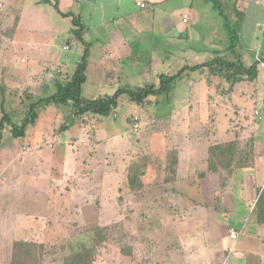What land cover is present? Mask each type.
Segmentation results:
<instances>
[{
    "label": "crops",
    "instance_id": "0c3cea01",
    "mask_svg": "<svg viewBox=\"0 0 264 264\" xmlns=\"http://www.w3.org/2000/svg\"><path fill=\"white\" fill-rule=\"evenodd\" d=\"M73 1L58 0L59 10L72 12L82 22L81 10L72 11L74 8H79L77 3L73 6ZM136 1L86 0L90 2L87 14L89 15V10H93L90 16H99V21L93 22L91 27L83 24L81 40H78L73 33L75 27L70 17H63L57 13L52 6L53 0H0V118L2 104L3 109L10 114L12 122L20 124L24 116H20L18 122L15 120L19 105L26 103L27 106L31 100L38 98L40 92L48 90L50 84L54 85L56 80L70 79L85 51H87L85 73L93 63L100 64L104 73L107 72L108 67L122 63L127 58L132 57V64L136 54L134 55L131 42L127 39L140 31L141 24H137V21L121 23L118 29L113 24L110 25L116 16L149 9L156 19V27H152L153 31L159 30L160 35L164 36L170 31L168 27L171 30L174 28L172 16L183 10L184 4L188 5L186 2L181 3L180 6L183 7L181 9L178 4L171 3L172 0H142L145 6L141 8ZM238 2L243 5H238ZM231 3L235 10L240 12L242 25L246 21V16H249V29L254 32L264 17V0L252 2L234 0ZM223 7L226 10V7ZM62 23L66 26L61 27ZM101 28L104 31L102 33L104 38L101 35H91ZM61 33L70 34L61 44L63 55H60L62 52L57 51L53 40L56 34ZM91 38H93L92 43L89 41ZM74 45H79L81 48L77 46L73 52ZM163 55L159 53L153 61L164 64V60H167V51H164ZM242 61L244 62L243 59ZM161 65L159 67L154 65L153 78H157L160 73L168 74L164 72L166 66L162 69ZM259 72L258 65L257 77L254 79L256 87H253L249 99L254 104L259 102L262 105L261 114L254 109L251 120L244 122V130L242 129L240 133L236 130L232 131L233 129L222 132L220 130L215 134L212 142H208L207 145L205 143L206 146L203 147L202 144L199 149L192 147L185 153H182V150H177L175 153L178 154L175 169L177 175H180L182 166L186 165L185 172L181 176L176 175L178 180L176 183L181 185L180 190H192L197 197L190 201L185 198L183 202L181 201L184 208L182 211L174 216L171 213L163 217L164 226L168 228L164 236H161L162 244L165 243L161 246L162 252L156 253L149 246L135 250L128 244L127 247H120V254L122 252L120 263L227 264L225 260L230 255L231 264H264V221L258 222V197L264 193V125L260 130L258 122L262 121L264 124V84ZM239 105L238 107L242 106ZM51 107L53 113L48 117V121L53 120L54 117L56 120L65 118L66 113L60 112V106L50 104L38 111L34 122L40 113L45 114V109ZM96 117L97 115L92 114L82 115L75 121L76 131L62 139L59 135L62 130L58 131L56 124H53L54 137L46 142L50 150L47 153L41 150L44 143H37L39 135L34 133V130L28 131L29 134L23 136L31 138L36 143L33 146H24L18 143L21 136H13L9 126L3 129L0 139V264L11 263L12 249L16 241L43 243L41 239L51 236L43 229V226L49 222L61 223L70 218L73 223H100L104 217L103 208L108 205L111 187L101 182L98 186L100 188H96L97 193L94 195L93 186L82 183L72 184V181H75L74 176L76 178L78 176L77 170L86 168L85 165L82 169L83 164L80 162L85 161V156L76 150L73 153L72 149L85 145H92L89 148L93 149L101 142L95 128ZM5 129L10 133L7 134L8 137L3 135ZM63 132H67V129ZM45 134H40V138L46 137ZM197 136L202 143L207 142L208 138L203 134ZM54 139L67 151L59 166L55 163L56 158L52 152ZM42 141L45 142V139ZM224 143L230 146L235 143V151L228 156L226 165L222 166L218 161L220 157L215 156V152L210 153L208 149ZM91 157L92 155L87 154V158ZM43 162H47L49 168H42ZM80 164L82 167L79 166ZM24 173L28 183L23 186L15 178L19 175L22 177ZM28 174L35 178L31 179L32 182L28 181ZM63 181L66 184L62 185ZM141 188L132 196L136 204L141 202L134 200L135 196L138 197L137 192ZM114 190L117 192L118 188L115 187ZM203 191L207 192L210 199H205ZM188 202L192 204H187L186 208ZM142 206L150 205L143 202ZM191 206L196 209H192L191 213L185 212ZM4 207L10 209L6 210ZM71 208H74V211ZM51 209H56V212H51ZM141 217H143L142 213L138 218ZM135 222H140L136 215L132 218V223ZM190 224L196 225L193 231L190 229L194 226ZM136 225L138 228L139 225ZM150 229L143 231V235L149 236V239L154 233ZM230 230L236 232L235 237L231 236ZM133 234L134 241L136 235H141L137 229Z\"/></svg>",
    "mask_w": 264,
    "mask_h": 264
},
{
    "label": "rangeland",
    "instance_id": "374dc122",
    "mask_svg": "<svg viewBox=\"0 0 264 264\" xmlns=\"http://www.w3.org/2000/svg\"><path fill=\"white\" fill-rule=\"evenodd\" d=\"M233 1L229 0L230 3ZM168 2L170 3V1ZM184 2L188 5L185 6L184 4L185 8L183 9L180 5ZM76 3L79 8H74L72 11L81 10L82 25L91 27L93 22L99 21V16H90L93 10H89V15L87 14L90 2L74 0L73 6ZM171 3L178 4V7L183 10L172 16L174 28L171 30L168 27L170 31L164 36L160 35L161 31L158 29V31H153L152 27H156V19H154L149 9L148 11H146L147 9L138 10L134 14H120L110 22V25L113 24L118 29H120L121 23L137 21V24H141L140 31L127 39L128 42H131L134 55L136 54L132 59L134 62L131 64V57L125 59L122 63H115L113 67H108V73L101 71L100 64H90L85 73L86 81L81 87L83 98L93 99L110 95L118 87L133 89L146 83H157V78H153L152 69L154 65L159 67L161 64L158 61H153V58L158 57L159 53L163 55L164 51H167V60H164L165 63L161 65L163 66L162 69L166 66L164 72L172 74L183 66L204 64L205 61L210 60L215 55L210 50L224 49L227 41L226 35L220 25V19L216 18L209 3L204 2V0H172ZM239 4L242 3L238 2ZM224 6L227 15L233 18V10L228 4ZM94 13L96 14L95 11ZM248 18L249 16H246L245 23L241 24L239 35L241 59L247 65L251 61V56L249 57L251 52L254 53V57L255 55L264 56V17H262L260 26L254 32L249 29L250 22ZM63 26H66V24L62 23L61 27ZM102 33L104 31L101 28L95 30L91 35H101L104 38ZM69 36V33L54 36L53 40L58 49L57 51L62 52L60 55H63V50L60 48L61 44ZM89 41L92 43L93 38ZM74 46L73 52H75L77 46L81 48L79 45ZM203 48L206 49L203 50ZM221 55L232 59V55L225 51H222ZM262 65L259 63V77L264 84V66ZM104 70L106 69L104 68ZM68 81L69 79L56 80L54 85L50 84L49 89L40 92L37 97L56 92L57 83ZM253 87H256V83L254 80H250L243 81L242 84H237L231 89L229 84L225 83L222 78L212 75L207 67H201L195 71L186 69L181 74L171 93L172 102L165 106L161 103L154 105L155 97H149L148 101L140 106L129 102L125 94L121 95L118 98L117 107L109 115H98L95 119L98 139L101 140L99 145L94 146L93 149L89 148L92 145L72 149L73 153L76 150V152H80L83 154L82 156H85V161H80L83 167L82 164L79 166L83 169L86 165L85 169L80 170L81 172L77 170L78 176L77 178L74 176L73 185L78 183L91 185L94 189V195L97 193V189L100 188L98 186L101 182L111 187L108 195V205L103 208L104 217L100 223H73L70 218L61 223L49 222L44 225L45 227L43 226V229L51 236L44 240L41 239L43 243L38 245H42V248L39 249L37 246H33L31 249L35 250V254L36 251H40L42 254L40 260L44 259V264H63L69 252L74 248L76 250V247H90L96 250L92 264H128L120 263V255H122V252L120 254V247H127L128 244L135 250L149 246L156 253L162 252L161 246L165 244H162V237L168 228L164 226L163 217L171 213L174 216L182 211L181 201L183 202L185 198L190 201L197 197L192 190H180L181 185L176 183L178 180L175 169L178 154L175 155V153H177V150H182V153H185L186 150L190 151L192 147L193 149L195 147L199 149L202 144H204L203 147L206 146L208 142L210 143L215 139V134L220 130L222 132L233 129L232 131L236 130L239 133L242 129L244 130L243 124L246 120H251L254 109L259 111L260 114L263 112L262 105L259 102L254 104L249 99ZM158 99L162 101V98ZM23 101L27 102V100ZM239 104H242V106ZM22 105L17 106L16 122L19 121L20 116H25L27 106L26 103ZM45 110V114L40 113L38 119L24 129L23 135L34 130V133L39 135L37 143H44L41 150L47 153L50 150H48L46 142L54 137L53 124H56L55 127H58L57 129L60 131L59 125L68 122L67 132L62 130L59 133L61 139L74 133L77 128L76 119L66 118V116L64 119L58 118L56 120V117H54L53 120L48 121V117L52 116L53 107ZM59 110L66 114L68 111L65 107H60ZM258 122L259 129L262 130L264 124L262 121ZM134 123H137V127L134 126ZM10 133L5 129L3 135L8 137L7 134ZM43 133H46V137L40 138V134ZM197 134H200V136L203 134L207 137V142L203 141L202 143V141H199ZM23 135L18 141L19 144L33 146L36 143L31 138ZM186 137H188L187 141L185 140ZM43 139H45V142L42 141ZM54 141L55 145L52 152H54V158H56L55 163L59 166V163H62L63 158L67 155V151L57 143L56 139ZM71 144L69 145L71 146ZM202 150L204 151L203 148ZM214 152L215 156H219L220 151L214 150ZM87 154L92 155V157L87 158ZM218 161L222 166L226 165L227 156L225 153ZM184 167L182 166L180 175L177 176H181L185 172ZM42 168H49L47 162H43ZM172 171H175V173H172ZM28 177V181L32 182L31 179L34 177L29 174ZM129 177H133L136 181L133 185L129 184ZM15 179L23 186L27 182L25 173L22 174V177L19 175ZM192 179L195 180V178ZM63 184H66V182L63 181ZM115 187L118 188L117 192L114 190ZM140 188L141 190L137 192L138 197L135 196L134 200L145 202L150 205L148 207L142 206L141 202L136 204L132 200L134 192ZM203 192L205 199H210V196L206 194L207 192ZM187 204L190 205L192 202L186 203V208ZM192 207L187 209L188 211L185 210V212H193L192 209H196V207ZM71 209L74 211V208ZM50 211L55 213L56 209ZM141 213L143 217L138 218ZM134 215L140 222L132 223ZM151 218L154 219L149 221ZM136 224L139 225L138 228ZM190 225L194 226L190 229L193 231L196 225ZM150 227L154 233L149 239V236L143 235V231L150 229ZM136 229L141 235H136L134 241L133 233ZM196 241H199V239H196ZM231 258L230 255L226 257L227 264H231ZM129 264L133 263L130 262Z\"/></svg>",
    "mask_w": 264,
    "mask_h": 264
},
{
    "label": "trees",
    "instance_id": "16d2710c",
    "mask_svg": "<svg viewBox=\"0 0 264 264\" xmlns=\"http://www.w3.org/2000/svg\"><path fill=\"white\" fill-rule=\"evenodd\" d=\"M210 4V8L215 14L216 18L220 19V25L226 35V43L223 50H210L214 53V57L204 64H197L195 66H183L172 74L160 73L157 76V83H146L143 86L135 88L118 87L110 95L97 97L93 99L83 98L81 95V87L85 82V69L87 51L82 55L81 60L76 64L72 77L68 82L57 83V91L49 95L38 97L31 100L25 112V116L22 118L20 124L12 122L10 114L3 109L1 104V118H0V139L2 137V131L5 126H9L10 132L13 136L23 135V131L27 125L32 124L38 115V111L41 108L47 107L52 104L55 106L65 107L68 111L66 118L78 119L84 114H92L99 116H107L112 110L117 107L118 98L125 94L129 102L136 105H143L149 99V97H155L154 105L162 104L167 105L172 102L171 93L174 89L176 81L180 78L181 74L186 70L195 71L201 67H207L208 71L219 78H222L225 83L229 84L232 88L235 84H239L243 81L254 80L257 77V67L259 63L264 64V56L255 55L251 52L249 55L251 61L250 64H245L241 59V46H240V28H241V16L240 12L235 10L234 5L229 4V0H204ZM228 4L233 10V18L227 15L225 4ZM52 6L54 10L63 17H71V23L75 27L73 30L74 35L78 40H81V32L83 25L78 16L72 12H62L58 7V0H53ZM206 48H203L205 50ZM225 51L232 55V59L221 55V52ZM220 53V54H219ZM30 97V96H28ZM158 98H162L159 101ZM68 122H63L60 125V130L68 128ZM234 147V148H233ZM210 153L214 150H219V156L231 155L232 151H235V143H224L210 147L208 149ZM228 162V159L227 161ZM129 184L133 185L136 181L133 177L128 178ZM258 222L264 221V193L258 197ZM37 246L42 248V245L35 244L29 241H16L14 242L12 249V257L10 264H42L40 260L42 254L40 251L31 249V247ZM96 250L90 247L80 248L68 254V257L64 260L63 264H92L95 258ZM37 255V256H36ZM28 260V261H27ZM32 261V262H31Z\"/></svg>",
    "mask_w": 264,
    "mask_h": 264
},
{
    "label": "built area",
    "instance_id": "2783aa9c",
    "mask_svg": "<svg viewBox=\"0 0 264 264\" xmlns=\"http://www.w3.org/2000/svg\"><path fill=\"white\" fill-rule=\"evenodd\" d=\"M136 4H137L139 7H141V8L145 6V4H144V2H143L142 0H137V1H136ZM134 126L137 127V123H134ZM230 234H231V236H233V237L236 236V232H235L234 230H230Z\"/></svg>",
    "mask_w": 264,
    "mask_h": 264
}]
</instances>
